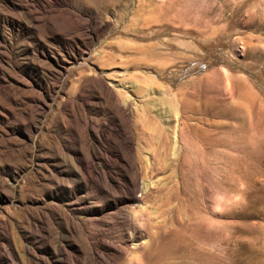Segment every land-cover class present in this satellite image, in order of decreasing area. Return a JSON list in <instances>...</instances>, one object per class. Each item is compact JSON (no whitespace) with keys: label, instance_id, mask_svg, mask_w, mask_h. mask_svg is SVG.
I'll list each match as a JSON object with an SVG mask.
<instances>
[{"label":"rangeland","instance_id":"rangeland-1","mask_svg":"<svg viewBox=\"0 0 264 264\" xmlns=\"http://www.w3.org/2000/svg\"><path fill=\"white\" fill-rule=\"evenodd\" d=\"M94 250L264 264V0H0V264Z\"/></svg>","mask_w":264,"mask_h":264},{"label":"bare ground","instance_id":"bare-ground-1","mask_svg":"<svg viewBox=\"0 0 264 264\" xmlns=\"http://www.w3.org/2000/svg\"><path fill=\"white\" fill-rule=\"evenodd\" d=\"M21 7V6H20ZM24 9H25V7H24ZM28 14H29V16H30V18L32 19V20H37V18H35L34 16V12H31V11H29L28 9L27 10H25ZM24 13V12H23ZM26 17V16H25ZM31 20V21H32ZM21 21V20H20ZM19 22V21H18ZM29 22V21H28ZM22 26V25H21ZM121 45V46H120ZM123 45H125V43L124 42H119V46H120V48L121 47H123ZM123 49V48H122ZM69 53V52H68ZM73 54V53H72ZM70 60V59H69ZM68 60V61H69ZM65 62V61H64ZM70 62V61H69ZM111 62V61H110ZM71 63V62H70ZM106 63V62H105ZM63 66V65H62ZM103 72V71H102ZM93 73L95 74V75H99L98 73H96V72H94L93 71ZM101 79V78H100ZM100 81V80H99ZM104 81V80H103ZM114 92V91H113ZM118 92V91H117ZM119 96H121V95H119ZM111 98H113V100L116 102V103H119L120 102V99L121 98H119L118 97V94L116 95H113V93H112V96H111ZM121 101L123 102V104L125 105V107H126V109H127V107H128V101H127V99H125V98H122L121 99ZM77 103V102H76ZM73 104V103H72ZM122 104V105H123ZM80 105V104H79ZM81 107H83V106H81ZM121 109H123V108H121ZM122 115L123 116H127L128 115V113H127V111L126 110H123L122 111ZM89 124L86 122V130L88 131L89 130ZM174 135V137L176 136V132L174 131V133H173ZM91 149H92V146H90V153H91V156H90V158L92 159L93 157H96V152L93 154V152L91 151ZM125 168H126V171H124L123 172V180H124V184H125V187L123 188L124 189V192L126 193V194H128L127 195V197L125 198V197H120V198H115V199H117V201H119V202H121V203H123V202H128V201H131V202H134V203H136V206L137 207H139V208H137V209H139V210H143V208H145V206H143V204H144V202H143V199L142 198H135V195H134V192H135V190L136 189H139L140 191H141V196L142 195H147L148 193H149V191L151 190V188L153 187V182H152V180L150 181V180H148L147 178H144V176L142 175L141 176V179H142V181H140V178H139V169H138V167L134 164V163H130L129 165L128 164H125ZM101 176V175H100ZM102 177L104 178V180L106 181V183H109L110 185H111V187H120V188H122L123 186L121 185V183H118V185H116V184H114V183H112L111 182V179L110 178H114L115 176H114V174L112 173V172H102ZM101 177V178H102ZM82 179H83V177H82ZM85 180H88V179H86V178H84ZM117 180H119V179H117ZM112 184H111V183ZM108 185V184H107ZM127 186V187H126ZM110 187V186H109ZM114 190V189H113ZM79 196V195H78ZM83 201H84V198L82 197V196H80V197H77L76 198V200L72 203V205L74 204V203H78V204H80V203H83ZM77 208V207H76ZM41 209V208H40ZM64 215H66V213L64 212ZM125 216H126V222L129 224V226H133V221H135L136 220V217H137V215L131 210V211H127L126 213H125ZM131 216V217H130ZM69 219V218H68ZM130 219V220H129ZM142 227V226H141ZM8 232V231H7ZM136 239H137V232H136V230L135 229H133L130 233H129V240H128V243H131V244H133V245H135L136 246ZM147 242V241H146ZM99 244H100V246H103V248H106L107 247V244H105L104 242H102V241H100L99 242ZM146 244V246H147V243H145ZM144 245V244H143ZM3 248H5V247H3ZM125 248V247H124ZM4 250H6V251H8L7 249H4ZM3 250V251H4ZM3 251H2V253H3ZM119 251L120 252H122L123 251V248L122 247H120L119 248ZM5 252V251H4ZM6 254H10L9 252H7ZM11 254H13V252L11 253ZM94 261H95V263L96 264H115V261L114 260H111V262H108L107 263V261L106 260H104V258H105V254H106V252H104L103 250L102 251H99V250H94ZM108 254V253H107ZM14 256V255H13ZM7 257H10V255H8ZM6 257V258H7ZM15 257V256H14ZM14 257H12V259H14ZM119 257V256H118ZM8 259H11V257L10 258H8ZM11 259V260H12ZM10 261V260H9ZM12 262H14L13 260H12Z\"/></svg>","mask_w":264,"mask_h":264}]
</instances>
